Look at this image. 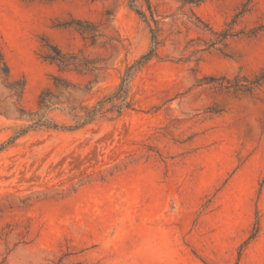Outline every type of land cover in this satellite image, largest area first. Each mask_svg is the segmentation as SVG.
Returning <instances> with one entry per match:
<instances>
[{
	"label": "rangeland",
	"instance_id": "rangeland-1",
	"mask_svg": "<svg viewBox=\"0 0 264 264\" xmlns=\"http://www.w3.org/2000/svg\"><path fill=\"white\" fill-rule=\"evenodd\" d=\"M151 2L160 44L131 83L133 110L10 142L45 113L47 89L67 110L112 96L151 33L127 0H0V264H264V85L219 86L264 69V0ZM244 8L245 35L202 51L216 37L196 18L220 32ZM46 44L94 66L59 72Z\"/></svg>",
	"mask_w": 264,
	"mask_h": 264
},
{
	"label": "trees",
	"instance_id": "trees-1",
	"mask_svg": "<svg viewBox=\"0 0 264 264\" xmlns=\"http://www.w3.org/2000/svg\"><path fill=\"white\" fill-rule=\"evenodd\" d=\"M96 1V0H91ZM129 7L131 10H133L138 16L141 17V19L144 20V22L149 26L150 33H151V47L149 51L140 58L134 65L127 68L125 71L121 83L119 87L117 88L116 92L109 97H105L103 100L97 102L93 106H83L80 111L77 108H71L70 110L57 108V105L60 104L58 102H55V97L53 96L50 89H47L44 91L40 98H39V110L43 111L45 110L44 114L37 115L35 114L34 117H37L36 119H33V123L30 127L27 129H23L19 131L15 137H13L12 140H16L20 136L26 134L30 129H49V130H61V131H67V130H78L81 128H84L87 125H90L97 121L100 118L105 117L107 114H115L116 116L120 117L123 113L129 110H133V105L131 101L129 100L130 92H131V83L135 79L138 72L141 71V69L146 66L152 59L157 57L158 55V47H159V40H158V25L159 20L157 19V12L151 2V0H127ZM246 12L245 8L235 16L232 23L226 26V29L220 31V32H213L208 24L203 22L200 18H196L198 23L204 28L209 30L216 39L214 41H211L210 43L206 44V48L202 51H208L210 49H214L217 46H222L223 48H228L229 41L238 37L239 35H245L244 32H236L234 30V26L236 25L238 19L244 15ZM78 25L79 27H82V31L85 33L90 34L91 42L94 44L99 36L97 28L93 26L92 24H85L87 28H84L83 24L81 22H71L68 25ZM152 24L155 27H152ZM262 28L253 30L250 32L249 37L255 36L258 31H261ZM47 48V53L43 56V59L51 64L56 65V67L59 69V72H65L67 70H75L81 72L82 70H86L88 67L94 66V63L89 61L86 58H78L74 54H67L63 53L58 47L52 45V44H46L45 46ZM218 51L221 52V49H218ZM0 74L3 76H8L9 74V68L4 60V56L0 47ZM209 83H216L217 80H214L213 78L210 79ZM225 81V80H221ZM53 85L56 89H64L66 91L72 90L71 84L68 82H65L64 79H62L59 76H55L53 78ZM264 85V69L261 71V73L255 77L254 80H247V78H243V80H235L234 82H227V86H224L223 84H220L219 86L221 88H224L226 90H236L238 88H253V87H261ZM24 82L19 81L11 84L9 89L15 91L16 96L18 98H21L23 91H24ZM55 110H59L62 112L69 111V114L72 115L75 124L73 126H66L59 124L57 121H55L53 118H49V113ZM23 113V112H22ZM9 142V143H10ZM5 146L0 147V151L4 149ZM260 231V225L257 221L256 227L254 229V233L251 236L250 240L256 238Z\"/></svg>",
	"mask_w": 264,
	"mask_h": 264
}]
</instances>
